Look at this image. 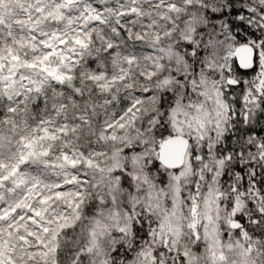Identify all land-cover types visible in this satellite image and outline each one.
I'll return each instance as SVG.
<instances>
[{"label":"rangeland","instance_id":"1","mask_svg":"<svg viewBox=\"0 0 264 264\" xmlns=\"http://www.w3.org/2000/svg\"><path fill=\"white\" fill-rule=\"evenodd\" d=\"M94 1L104 5L101 10L93 8L91 0H1L0 42L3 43H0V83L5 88L18 90L37 84L38 77L50 76L61 82L73 77L78 83L103 84L98 93L103 98H100L102 102L108 104L103 106L105 109H100L101 112L109 110L112 113L103 115L99 130L112 144L105 148L101 144L85 148L79 142H70L67 137L70 131L90 122L87 114L78 115L79 122L75 123L45 121L30 137L22 138L20 157L0 174V264H14L11 255L13 239L28 246L41 240L43 234L39 229L45 232L51 223L61 222V219L64 221L62 224L68 223L64 210L66 213L71 209L75 211L76 203L85 190L88 201H94L95 208L80 216V233L76 240L79 243L92 236L96 256H101L110 247L113 240L110 232L116 227L127 229L126 213L106 214L105 211L111 207L119 208L118 201L114 200L119 190L115 187L116 177H111V170L119 162H124L123 150L133 140L150 138L145 136L140 120L159 104L157 85L162 82L169 85V75L176 69L184 72L186 68L182 55L173 49L172 43L175 35L185 28L186 21H181L184 16L181 11L184 12V4L191 1ZM63 6L74 8L76 15L62 27L56 21L61 19ZM81 10L85 19L77 21L82 15ZM126 13L144 20L135 21V25L141 28L136 39L141 40L136 41L134 47H125L123 37L117 45L111 41L108 43L103 29L93 39L92 20L107 21L113 17L112 23L117 27ZM106 26L112 30L115 28L114 25ZM5 40H9L8 43ZM95 47L102 50L99 60L104 62L101 67L97 63L91 67L81 60L84 51L96 53ZM131 49L132 52L129 51ZM106 60L111 64L108 65ZM82 77L84 79L81 80ZM121 83L136 91V99L127 108L116 110L108 94L118 95V90L123 88ZM185 90L180 87L178 101L169 114L170 128L174 133L195 136L196 118L202 117L203 112L213 106ZM152 146L150 141L149 148ZM190 155L179 170L185 174L181 181L172 180L171 186L163 190L156 184H150L144 168L148 156H141L139 160H143L140 163L134 160L129 163L137 182L136 189L140 192V202L162 213L160 228L156 232L153 229V238L143 251L168 239L175 243L184 229V237L198 234V239H203L201 251L188 250L198 256V264H264V249L257 239L245 238L236 232H231L229 239H225L224 228L216 219L214 208L205 207L207 192L203 181L199 182L201 192H193L197 170L190 161ZM177 174L178 171L169 172L173 177ZM190 195L197 196L195 204L190 202ZM60 206L63 210H59ZM103 209L104 214L100 215ZM76 214L79 216V212ZM90 222L93 223L92 228ZM97 230H100L99 237H96ZM61 237L62 234L57 238Z\"/></svg>","mask_w":264,"mask_h":264},{"label":"snow or ice","instance_id":"2","mask_svg":"<svg viewBox=\"0 0 264 264\" xmlns=\"http://www.w3.org/2000/svg\"><path fill=\"white\" fill-rule=\"evenodd\" d=\"M200 7L203 22L181 41L192 64L182 74L186 91L213 106L196 118V135L187 137L197 170L193 192H201L203 181L205 207L214 208L226 235L264 236V0H202ZM160 164L157 160L152 167ZM182 167L174 177L162 170L161 187L179 183ZM189 200L195 204L197 196ZM157 223L146 214L137 217V250L121 244L114 264H198V256L188 250L179 253L178 261L167 242L141 251ZM193 239L199 242L198 234Z\"/></svg>","mask_w":264,"mask_h":264},{"label":"trees","instance_id":"3","mask_svg":"<svg viewBox=\"0 0 264 264\" xmlns=\"http://www.w3.org/2000/svg\"><path fill=\"white\" fill-rule=\"evenodd\" d=\"M27 1L34 2L35 0ZM41 1L50 2L51 0ZM56 1L63 2L64 0ZM189 1L191 2L184 4V12L181 11V13H184L183 20L181 21H186L184 22L185 28L181 30L180 34L175 35L172 43L173 49L182 55V61H184L183 63L186 67L184 72H190L192 64L185 56L186 45L181 43V41L184 40L187 35L194 34V30L203 22L204 16L203 9L200 7L202 0ZM91 5L97 11L101 10L102 6H104L102 3L94 0H91ZM74 10V8L68 9L63 6L60 14L61 19L57 18V24L62 26L68 22L71 17H75L76 14ZM81 14L82 10L80 11V15ZM123 17L121 22L116 24L117 27L115 23H112L114 20L113 17L107 19V21L92 20L94 22L91 23L93 27L91 36L93 39L96 38V34L98 32L100 33L101 29H103L106 31V36L104 37L107 39L108 43L111 41L115 43L114 45H117L118 41L120 43V39L123 37L125 39H123V42L127 45L125 47H134L137 43L136 41L141 40L136 39L139 37L140 32H138V30L141 28L137 27L138 24L135 25V21L144 20L138 18L135 14L126 13ZM83 19H85V17L82 14L77 21ZM115 20L117 21V19ZM10 23L13 24L12 20ZM106 24L114 25L115 28L112 30L110 27L106 26ZM189 30L193 31L190 32ZM8 41L9 40H5V43H8ZM0 43L3 42L1 41ZM94 49L96 53H92L91 50L90 52L84 51L81 60L89 63L91 67H93L95 63L101 67L104 62L99 60V57L102 55V50L98 47ZM132 49L129 51L132 52ZM106 63L108 64L109 61L106 60ZM182 72L183 71H178L177 69L174 70L172 74L169 75L171 77L169 85L166 86L163 82L157 85V94L160 98L159 104L154 111L145 114L142 120H140L145 136L147 135L150 138L133 140L127 148L123 150V155L121 156H123L124 162H119V164L111 170V177H116L115 187L119 190L114 196V200L119 203V208L115 210L111 207L112 209L110 208L105 211L107 212L106 214L118 212L120 215L122 211V214L126 213L127 229L116 227L114 228L115 230L110 232L113 240L110 247H108L101 256H96L94 248L95 242L92 236L84 238V241L78 243L76 238L78 237V233H80V216H84L88 209L95 208L94 201H88V193L85 190L81 193L80 199H78L76 203L77 206L75 211L71 209L66 213V210H64L68 223L62 224L64 221L61 219V222L51 223V226L48 227L45 232L42 231V228L39 229L40 233L43 234L41 240L35 241L28 246L16 239L12 240V242H14L11 255L14 257V264H114V261L119 259L115 255L114 250L120 248L121 244L124 245L125 249L133 247L134 251L137 250L134 247L137 237L133 224V221H135L137 217L146 214L150 220L159 222L156 224L154 231L156 232L160 228L162 213L160 212L159 214L154 207H147L144 203L140 202L138 198L140 192L136 189L137 182L134 178L132 167L130 168L128 166L133 163V160L134 162L137 161L140 163L143 158L141 160L139 159L146 154L145 156L146 158L148 156V161L144 162V168L149 175L150 184L158 185L161 190L165 189V187H161V182L157 179L161 171L167 170L168 173L177 171L168 170L161 164L159 167H152V165L158 160L157 150L159 142L169 135L174 134L170 128L169 114L178 101V96L181 93L180 87L186 88L184 84L186 77L182 75L184 73ZM80 79L82 80L84 78L82 77ZM36 82L37 84L35 85L33 84L29 87L24 86L18 90L5 88L3 83H0V174L20 157L19 148L22 146V138L30 137L36 129L41 128L45 121L53 122L67 120L71 123H75L79 122L77 118L78 115L87 114L89 115L90 122L87 125L81 124L76 131H70L69 136H67L70 142L73 144L79 142L81 145H84L85 148L96 147L95 145L97 144H101L105 148L112 144V142L106 138L107 136L101 134L99 130L103 115L112 113L109 110L107 112H105L106 110L101 112L102 108L105 109L103 106L108 104L102 102L101 99L103 98L98 93L100 89H102L100 86L103 84L93 86L86 81L84 83L81 81L78 83L76 78L73 77L66 78L65 81L61 82L50 76L38 77ZM124 87L125 85H123L122 89L118 90V95L116 96H112L111 92L108 94V99L111 101V104L116 107V110L127 108L133 100L136 99V91ZM131 87L133 86L131 85ZM100 113H102V116ZM150 141L153 145L152 149L149 148ZM189 153L192 154V144ZM60 209L63 210L62 206L59 207V210ZM77 212H79V216H77ZM99 213L103 215L104 209L103 211L100 210ZM89 226L92 228L93 223L90 222ZM223 230L225 231V239H229V235H226L228 230ZM97 231L96 237H99L100 230ZM251 231L252 229H249V232ZM61 234L62 237L58 239L57 237ZM236 234L239 235L240 233L236 232ZM184 236L185 233L183 229L181 230L179 239H177L175 243L169 239L167 241L169 249L177 254L178 261L179 253L192 249V245H196L194 250L200 249L201 251L203 249V239H200L199 242L196 240L192 242V240H194V235H192V237L190 236L191 238ZM254 239H257L264 249V236L257 235L256 238H252V240ZM148 243L149 241L140 250L143 251ZM202 258L204 259V257Z\"/></svg>","mask_w":264,"mask_h":264},{"label":"water","instance_id":"4","mask_svg":"<svg viewBox=\"0 0 264 264\" xmlns=\"http://www.w3.org/2000/svg\"><path fill=\"white\" fill-rule=\"evenodd\" d=\"M187 137L185 134L174 133L159 142L157 159L164 168L175 171L177 166H185L191 147Z\"/></svg>","mask_w":264,"mask_h":264}]
</instances>
